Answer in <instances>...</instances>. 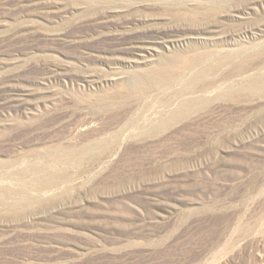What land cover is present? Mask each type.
Masks as SVG:
<instances>
[{
  "label": "rangeland",
  "instance_id": "obj_1",
  "mask_svg": "<svg viewBox=\"0 0 264 264\" xmlns=\"http://www.w3.org/2000/svg\"><path fill=\"white\" fill-rule=\"evenodd\" d=\"M0 264H264V0H0Z\"/></svg>",
  "mask_w": 264,
  "mask_h": 264
},
{
  "label": "bare ground",
  "instance_id": "obj_2",
  "mask_svg": "<svg viewBox=\"0 0 264 264\" xmlns=\"http://www.w3.org/2000/svg\"><path fill=\"white\" fill-rule=\"evenodd\" d=\"M215 25V24H214ZM198 59V58H197ZM228 62V61H227ZM172 64V63H171ZM171 66V65H170ZM248 68V67H247ZM244 69V68H243ZM234 70V69H233ZM192 72V71H191ZM232 75V74H231ZM202 89V88H201ZM209 91V90H208ZM198 93H200V92H198Z\"/></svg>",
  "mask_w": 264,
  "mask_h": 264
}]
</instances>
